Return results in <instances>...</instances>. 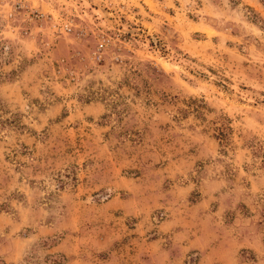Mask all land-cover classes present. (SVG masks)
<instances>
[{
	"label": "rangeland",
	"instance_id": "rangeland-1",
	"mask_svg": "<svg viewBox=\"0 0 264 264\" xmlns=\"http://www.w3.org/2000/svg\"><path fill=\"white\" fill-rule=\"evenodd\" d=\"M0 264H264V0H0Z\"/></svg>",
	"mask_w": 264,
	"mask_h": 264
}]
</instances>
